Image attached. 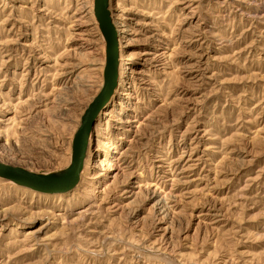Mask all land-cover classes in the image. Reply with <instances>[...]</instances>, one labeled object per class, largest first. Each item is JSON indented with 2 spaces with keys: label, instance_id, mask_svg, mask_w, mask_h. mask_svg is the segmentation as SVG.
I'll use <instances>...</instances> for the list:
<instances>
[{
  "label": "rangeland",
  "instance_id": "obj_1",
  "mask_svg": "<svg viewBox=\"0 0 264 264\" xmlns=\"http://www.w3.org/2000/svg\"><path fill=\"white\" fill-rule=\"evenodd\" d=\"M108 10L85 171L53 194L0 177V264H264V0ZM105 47L94 0H0V162L70 165Z\"/></svg>",
  "mask_w": 264,
  "mask_h": 264
},
{
  "label": "water",
  "instance_id": "obj_2",
  "mask_svg": "<svg viewBox=\"0 0 264 264\" xmlns=\"http://www.w3.org/2000/svg\"><path fill=\"white\" fill-rule=\"evenodd\" d=\"M94 14L105 38V66L103 85L85 108L72 140L70 165L63 173H36L21 166L0 162V177L41 193H66L76 186L84 165L91 132L100 110L109 100L117 81L118 44L115 27L111 22L108 0H94Z\"/></svg>",
  "mask_w": 264,
  "mask_h": 264
},
{
  "label": "bare ground",
  "instance_id": "obj_3",
  "mask_svg": "<svg viewBox=\"0 0 264 264\" xmlns=\"http://www.w3.org/2000/svg\"><path fill=\"white\" fill-rule=\"evenodd\" d=\"M115 31H116V30H115ZM117 33H118V32L116 31V34H117ZM116 85H117V81H116L115 86H116ZM114 88H115V87H114ZM113 90H114V89H113ZM112 95H113V92H112V94H111L109 100L111 99ZM109 100L107 101V103L109 102ZM107 103H106V104H107ZM106 104H105V105H106ZM89 140H90V139H89ZM90 143H91V142H90ZM88 146H89V145H88ZM87 149H88V147H87ZM83 166L85 167V165H83ZM65 169H66V168H65ZM82 170H83V171H82ZM82 170H81V172H80V175H81L82 172L85 171V168H83ZM29 171H30V170H29ZM64 171H65V170H64ZM64 171H62L61 173H63ZM58 172H59V171H58ZM56 173H57V172H56ZM56 173H55V174H56ZM43 174H46V173H43ZM58 174H60V173H58ZM6 181H7V180H6ZM8 182H10V181L8 180Z\"/></svg>",
  "mask_w": 264,
  "mask_h": 264
}]
</instances>
